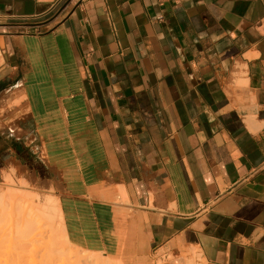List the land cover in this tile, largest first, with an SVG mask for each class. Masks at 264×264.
I'll list each match as a JSON object with an SVG mask.
<instances>
[{
  "label": "crops",
  "instance_id": "obj_1",
  "mask_svg": "<svg viewBox=\"0 0 264 264\" xmlns=\"http://www.w3.org/2000/svg\"><path fill=\"white\" fill-rule=\"evenodd\" d=\"M12 172L122 264H264V0H0Z\"/></svg>",
  "mask_w": 264,
  "mask_h": 264
},
{
  "label": "rangeland",
  "instance_id": "obj_2",
  "mask_svg": "<svg viewBox=\"0 0 264 264\" xmlns=\"http://www.w3.org/2000/svg\"><path fill=\"white\" fill-rule=\"evenodd\" d=\"M30 136H33V135H30ZM35 146H37L36 143H35ZM40 151H42V150H35L34 153L37 156H39ZM42 152H43L44 157H45L44 151H42ZM0 190L11 191L14 193L22 194L25 197H27L28 200L30 199L31 201H28V202L29 203L32 202L33 205H38V204L40 205L44 201H46V200L51 201V199H52V201L57 202L58 207L60 208V205L58 203L59 201H57L59 199V197L57 196L56 191L53 190L52 187L49 186L47 183L39 181L36 178H34V179H30V178L29 179H27V178L23 179L22 177L21 178L19 177L17 179V177L15 176V173H13V172L10 173V175L4 174V177H3L2 181L0 182ZM54 199H56V200H54ZM15 212H14L15 221H13L14 220L13 217H10L7 215L0 216V264H5V261L8 264H11V261H13L14 256L16 254H19V252H21L20 250H22L21 256L26 257L24 259H23V257L20 259V262L22 261L21 262L22 264H25V263L28 264V262H29V264H34V261H31L32 256H34V257H32V259H35L36 262H38L39 258L41 259L42 256L44 259L42 261H45L46 259H48V261H49L52 258L51 262H53V263H51V264H122L117 259L104 257V255L101 252H94V251L88 250L86 248H83V247L71 242L68 239V237L64 231V228H63L64 224L61 223L63 221V219H62V217L60 218V216H58L59 214L61 215L62 213H59L57 215L58 216L57 217L51 209L48 212L49 218L43 219L41 221L42 223L36 217L35 214H30V216H28V217L33 219L34 223L35 222L37 223V224H35V226L37 228L39 227V229H37V231L38 232L41 231V232H40V234L38 233V235L35 237L36 240L34 239L35 240V241L33 240L34 242L33 241L29 242L28 243L29 245H26L27 243L25 244V242H24L25 240L23 239L22 235L19 234V231H18V233L16 232L17 230H19L16 227H19L17 224V220H18V216L21 214V212L19 210L15 211ZM12 218H13V220H12ZM8 233H9V235H8ZM41 233H42V235H41ZM18 235L21 238H19ZM22 243H23V245H22ZM30 243H32V244H30ZM18 247H20V248H18ZM21 248H23V249H21ZM51 249L53 252L51 251ZM54 249H56V250H54ZM16 256H15V258H16ZM27 256L29 258H27ZM53 256H54L55 262L53 260ZM10 257H11V259H10ZM189 258H190L189 260L190 261L192 260V262H189L188 264H202V262H200V260L195 259L190 254H189ZM25 259H27V260H25ZM20 262H19V264H21ZM35 264H37V263H35ZM156 264H162V263L157 262Z\"/></svg>",
  "mask_w": 264,
  "mask_h": 264
},
{
  "label": "bare ground",
  "instance_id": "obj_3",
  "mask_svg": "<svg viewBox=\"0 0 264 264\" xmlns=\"http://www.w3.org/2000/svg\"><path fill=\"white\" fill-rule=\"evenodd\" d=\"M57 199V198H56ZM56 199H54V200H56ZM28 201H31L30 199L28 200V198L27 197H25L24 195H22V194H18V193H14V192H11V191H4V190H0V216H4V215H7V216H10V217H13L14 218V220H13V218H12V220L13 221H15V217H14V212L15 211H20L21 212V214L18 216V220H17V224H18V226L19 227H16V228H18L19 230H17L16 232L18 233V231H19V234H21L22 235V237H23V239L25 240H23L24 242H25V244L26 245H29L28 243L29 242H32L34 239H35V237L38 235V233L40 234V232H38L37 231V229H39V227L37 228L36 226H35V224H37L36 222L34 223L33 222V219L32 218H30V217H28V216H30V214H35L36 215V217L40 220V222L43 220V219H48L49 217H48V212H49V210L51 209L54 213H55V215L57 216L59 213H61V209L58 207V204H57V202L56 201H52V199H51V201L50 200H46V201H44L42 204H38V205H33V203L31 202V203H29ZM58 201V200H57ZM59 203V202H58ZM60 209V210H59ZM16 213V212H15ZM29 214V215H28ZM62 215V214H61ZM60 214L58 215V216H60V218L62 217ZM57 216V217H58ZM2 219V218H1ZM17 219V218H16ZM35 219V218H34ZM59 220V219H58ZM61 220V219H60ZM12 221V222H13ZM60 222V221H59ZM15 223V222H14ZM42 223V222H41ZM62 223V222H61ZM13 225V224H12ZM39 225V224H38ZM40 226V225H39ZM42 226V225H41ZM42 228V227H41ZM16 230V229H15ZM21 232V233H20ZM8 235H9V233H8ZM41 235H42V233H41ZM19 236V235H18ZM17 236V237H18ZM65 236V235H64ZM40 237V236H39ZM19 238H21L20 236H19ZM17 240V239H16ZM36 240V239H35ZM34 240V241H35ZM21 241V240H20ZM19 241V242H20ZM22 241V242H23ZM33 241V242H34ZM62 241V240H61ZM5 242V241H4ZM12 242V241H11ZM65 242V241H64ZM63 242V243H64ZM6 244V243H5ZM13 244V243H12ZM30 244H32V243H30ZM22 245H23V243H22ZM57 245V244H56ZM55 245V246H56ZM60 246V245H59ZM23 247V246H22ZM18 248H20V247H18ZM21 249H23V248H21ZM20 250V249H19ZM54 250H56V249H54ZM58 250V249H57ZM21 252H19V254H14L15 256H16V258H15V256H14V258H13V261H11V264H19V262H20V259L23 257V259L24 258H26V257H24V256H21V254H22V250H20ZM51 251H52V249H51ZM53 252V251H52ZM15 253V252H14ZM59 253V252H58ZM19 255V256H18ZM11 257H10V259H11ZM32 257H34V256H32ZM32 257H31V261H34V264L35 263H37V264H51V263H53V262H51V259L48 261V259H46L45 261H42V260H44L43 259V256L41 257V259L39 258V260H38V262H36V260L35 259H32ZM27 258H29L28 256H27ZM22 259V260H23ZM15 260V261H14ZM25 260H27V259H25ZM24 260V261H25ZM30 260V259H29ZM28 260V261H29ZM53 260H54V256H53ZM30 261V262H31ZM42 261V262H41ZM13 262V263H12ZM22 262V261H21ZM20 262V263H21ZM54 262H55V260H54ZM32 263V262H31ZM58 263V262H57ZM5 264H8L6 261H5ZM22 264V263H21ZM26 264V263H25ZM28 264H29V262H28Z\"/></svg>",
  "mask_w": 264,
  "mask_h": 264
},
{
  "label": "built area",
  "instance_id": "obj_4",
  "mask_svg": "<svg viewBox=\"0 0 264 264\" xmlns=\"http://www.w3.org/2000/svg\"><path fill=\"white\" fill-rule=\"evenodd\" d=\"M7 133H8L9 135H12V136L15 135V131H14V130H7ZM17 139H18V138H17ZM28 143H29V145L33 148V152H34L35 150H39V149L37 148V146H35V143H36V138H35V136H30V137L28 138ZM39 158H40V159H44V154H43L42 151H40Z\"/></svg>",
  "mask_w": 264,
  "mask_h": 264
},
{
  "label": "trees",
  "instance_id": "obj_5",
  "mask_svg": "<svg viewBox=\"0 0 264 264\" xmlns=\"http://www.w3.org/2000/svg\"><path fill=\"white\" fill-rule=\"evenodd\" d=\"M23 159H24V161H26L27 159L26 158H24V157H22Z\"/></svg>",
  "mask_w": 264,
  "mask_h": 264
}]
</instances>
